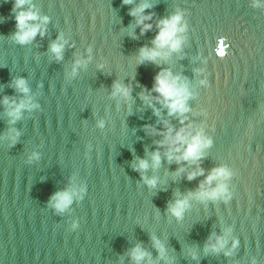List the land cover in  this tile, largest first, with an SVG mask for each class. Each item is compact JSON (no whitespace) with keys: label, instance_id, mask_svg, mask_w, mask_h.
I'll use <instances>...</instances> for the list:
<instances>
[{"label":"water","instance_id":"water-1","mask_svg":"<svg viewBox=\"0 0 264 264\" xmlns=\"http://www.w3.org/2000/svg\"><path fill=\"white\" fill-rule=\"evenodd\" d=\"M14 2L0 0V264H264V0H29L43 35L25 44L13 38ZM141 3L143 34L129 15ZM175 14L179 49L141 62ZM161 70L187 88L182 115L152 91ZM17 78L34 107L10 123L2 101L25 98ZM168 128L210 143L197 161H169ZM218 167L230 173L225 193L198 198ZM59 191L72 194L62 212L50 203ZM177 200L187 201L179 217Z\"/></svg>","mask_w":264,"mask_h":264},{"label":"clouds","instance_id":"clouds-1","mask_svg":"<svg viewBox=\"0 0 264 264\" xmlns=\"http://www.w3.org/2000/svg\"><path fill=\"white\" fill-rule=\"evenodd\" d=\"M132 0H123V3L129 4ZM29 0H15L13 4V10L16 11L14 17L16 23V31L13 33V38L20 44H25L30 42L39 32L43 35V30L40 24L33 23L34 21L41 19L37 16L36 12L29 8L24 9V5L28 4ZM150 7L147 3H141L135 8L129 11V15L137 17L136 23L142 25L141 34L145 31L150 30L152 25L144 23L145 20L151 19L150 15H142L146 8ZM43 22H47V18H42ZM181 16L179 14L172 15L167 18H162L158 22V32L153 38V48L142 47L139 50V59L141 62L147 60L155 62L158 57H163L166 55L163 49L178 50L180 47V39L177 33L183 31L180 25ZM63 50L62 43H52L50 45V51L57 57L61 58ZM14 88L25 94V98L20 99L19 102L15 100H10L8 97H4L2 103L7 106L6 114L10 117V123H14L20 118L22 110L30 109L34 107L31 103V98L27 97L28 88L26 86V81L23 78H17L13 82ZM152 91L158 93L159 102L162 103L168 109V114L182 115L188 109L186 107V100L189 96L187 88L185 85L179 82L178 77L172 76L167 70H161L154 77V84ZM119 94L125 98L129 96V89L123 85L115 84L113 95ZM148 100V97H144ZM158 114V113H157ZM172 129L168 128L167 132L164 134V141L161 144H167L169 146V151L167 153V158L169 161L175 159L177 162L180 160L184 161H197L202 156V149L210 141L204 139L199 133L192 135L189 139V134L184 128H181L172 135ZM179 153V155H174ZM152 167H158L160 164V153L154 151L151 154ZM149 167L147 160L139 159L135 165L136 170H146ZM203 174L202 170L197 172H190L188 174V179H193L196 175ZM230 173L227 169L223 167L214 168L202 184L199 186L200 190L195 193L198 198L204 199H215L223 195L226 191L225 185L220 182L226 179ZM143 178V177H142ZM213 181H218L216 187L211 189H205V185H211ZM145 182L148 185L154 186V179H146ZM192 195V193H190ZM72 202V194L68 191H59L53 194L50 198V203L57 210L62 212L68 205ZM186 200H177L173 205L169 206V211L179 217L181 216L183 209L186 205ZM225 241L223 239L217 238L216 244L211 245L214 251L223 248ZM157 248L163 254V248L160 246L159 242H156ZM235 246V242H234ZM227 254V253H226ZM145 253L139 248H135L132 251V257L135 261L139 262Z\"/></svg>","mask_w":264,"mask_h":264}]
</instances>
